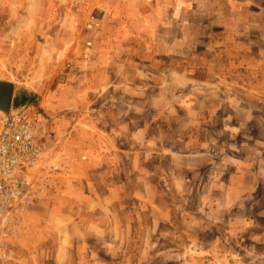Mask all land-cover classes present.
<instances>
[{"label":"rangeland","instance_id":"374dc122","mask_svg":"<svg viewBox=\"0 0 264 264\" xmlns=\"http://www.w3.org/2000/svg\"><path fill=\"white\" fill-rule=\"evenodd\" d=\"M160 1L0 0V78L62 168L0 227L11 264L77 222L106 264H264V0Z\"/></svg>","mask_w":264,"mask_h":264},{"label":"built area","instance_id":"2783aa9c","mask_svg":"<svg viewBox=\"0 0 264 264\" xmlns=\"http://www.w3.org/2000/svg\"><path fill=\"white\" fill-rule=\"evenodd\" d=\"M91 48L90 41L83 57L91 56ZM50 130L45 117L30 105H12L7 114L0 113V227H7L10 214L26 211L58 181L61 164L45 160ZM6 245L0 240V264L13 261Z\"/></svg>","mask_w":264,"mask_h":264},{"label":"crops","instance_id":"0c3cea01","mask_svg":"<svg viewBox=\"0 0 264 264\" xmlns=\"http://www.w3.org/2000/svg\"><path fill=\"white\" fill-rule=\"evenodd\" d=\"M161 1H164V0H161ZM161 1L158 3L159 5ZM172 6L175 7L176 3L173 2ZM168 15H170V13ZM119 28H121V31L119 33L123 38H126L127 36H129V32L123 33L122 27H119ZM72 230L74 231L73 236L77 234V231H81L82 235L78 234L77 238H71L72 236L66 230L63 231V234H62L63 239L59 237L58 241H55L52 243L58 246V249H56L54 255L52 254L51 256H49L48 260H50V258L52 257L53 264H106L107 263V262L106 263L104 262L106 258L104 259V258L98 257L96 248L94 246L95 243L92 242L91 239H89V237H86V234L95 235L98 233V229L96 225L91 224V223L83 225L77 222L72 227ZM82 231H85V233ZM107 244L112 245L113 243L105 242L102 245L107 246ZM40 257H41L39 260L40 264H47V262H49V261H46L45 259H42V256Z\"/></svg>","mask_w":264,"mask_h":264},{"label":"water","instance_id":"95a60500","mask_svg":"<svg viewBox=\"0 0 264 264\" xmlns=\"http://www.w3.org/2000/svg\"><path fill=\"white\" fill-rule=\"evenodd\" d=\"M15 84L8 79L0 78V113L7 114L13 105Z\"/></svg>","mask_w":264,"mask_h":264},{"label":"trees","instance_id":"16d2710c","mask_svg":"<svg viewBox=\"0 0 264 264\" xmlns=\"http://www.w3.org/2000/svg\"><path fill=\"white\" fill-rule=\"evenodd\" d=\"M33 101V98L31 95L25 91L15 94L14 100H13V107H18L23 104H29Z\"/></svg>","mask_w":264,"mask_h":264}]
</instances>
